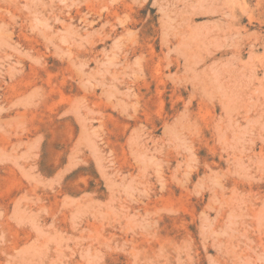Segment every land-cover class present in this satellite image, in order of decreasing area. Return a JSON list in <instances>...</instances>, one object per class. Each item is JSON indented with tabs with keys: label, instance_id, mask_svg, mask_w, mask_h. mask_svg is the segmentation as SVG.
<instances>
[{
	"label": "rangeland",
	"instance_id": "rangeland-1",
	"mask_svg": "<svg viewBox=\"0 0 264 264\" xmlns=\"http://www.w3.org/2000/svg\"><path fill=\"white\" fill-rule=\"evenodd\" d=\"M0 264H264V0H0Z\"/></svg>",
	"mask_w": 264,
	"mask_h": 264
},
{
	"label": "bare ground",
	"instance_id": "bare-ground-1",
	"mask_svg": "<svg viewBox=\"0 0 264 264\" xmlns=\"http://www.w3.org/2000/svg\"><path fill=\"white\" fill-rule=\"evenodd\" d=\"M240 224V223H239ZM238 232H239V228H236V234H238ZM236 236V235H235ZM235 238H237V237H235Z\"/></svg>",
	"mask_w": 264,
	"mask_h": 264
}]
</instances>
